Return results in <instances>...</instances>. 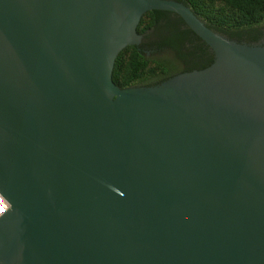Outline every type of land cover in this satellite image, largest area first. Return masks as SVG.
Wrapping results in <instances>:
<instances>
[{"label": "water", "instance_id": "obj_1", "mask_svg": "<svg viewBox=\"0 0 264 264\" xmlns=\"http://www.w3.org/2000/svg\"><path fill=\"white\" fill-rule=\"evenodd\" d=\"M150 11L208 69L122 90ZM0 264H264V47L169 0H0Z\"/></svg>", "mask_w": 264, "mask_h": 264}, {"label": "trees", "instance_id": "obj_2", "mask_svg": "<svg viewBox=\"0 0 264 264\" xmlns=\"http://www.w3.org/2000/svg\"><path fill=\"white\" fill-rule=\"evenodd\" d=\"M169 1L189 7L210 30L225 39L239 45L264 47V0ZM138 33L144 36L142 43L127 47L116 60L113 80L122 90L159 87L181 72L203 70L216 61L213 50L178 14L147 12ZM192 48L200 51L192 55ZM185 51L193 66L182 71L183 62L189 65L187 58H183Z\"/></svg>", "mask_w": 264, "mask_h": 264}, {"label": "flooded vegetation", "instance_id": "obj_3", "mask_svg": "<svg viewBox=\"0 0 264 264\" xmlns=\"http://www.w3.org/2000/svg\"><path fill=\"white\" fill-rule=\"evenodd\" d=\"M175 22H177L178 23V20H174ZM184 28V27H183ZM140 37H141V43H142V40H143V37L144 36H142V35H139ZM140 43V44H141ZM208 46V45H207ZM200 50L199 49H191V51H190V53L192 54V55H194V54H198V52H199ZM149 55H150V53H149ZM183 58H187L186 59V62H189V65H186V63L185 62H183L182 63V71H185L184 69H186L188 66H193V63H192V65H190V54H189V56H188V52L187 51H185L184 52V54H183ZM211 67V66H210ZM209 68V67H208ZM208 68H206V69H208ZM206 69H203V70H193V71H189V72H181V73H179V75L178 76H180V75H185V74H193V73H197V72H202V71H204V70H206Z\"/></svg>", "mask_w": 264, "mask_h": 264}, {"label": "built area", "instance_id": "obj_4", "mask_svg": "<svg viewBox=\"0 0 264 264\" xmlns=\"http://www.w3.org/2000/svg\"><path fill=\"white\" fill-rule=\"evenodd\" d=\"M11 205L3 198L0 194V217L5 214L8 210H11Z\"/></svg>", "mask_w": 264, "mask_h": 264}]
</instances>
